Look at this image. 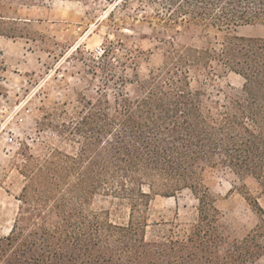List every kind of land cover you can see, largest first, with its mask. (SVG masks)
Masks as SVG:
<instances>
[{
	"label": "trees",
	"instance_id": "1",
	"mask_svg": "<svg viewBox=\"0 0 264 264\" xmlns=\"http://www.w3.org/2000/svg\"><path fill=\"white\" fill-rule=\"evenodd\" d=\"M40 1L0 0V37H18L13 5ZM165 3L169 21L183 26L264 25V0ZM5 72L0 61V97ZM231 73L244 80L241 90L210 105L208 84ZM78 96L74 113L64 103L38 122L50 133L39 153L27 145L19 153L25 186L12 230L0 237V264H252L264 258L258 198L247 195L259 223L239 238L221 223L204 181L208 171L229 168L264 194V39L226 35L219 48L172 45L132 93ZM186 190L198 201L191 223L149 224L156 197ZM98 198L110 199L113 209H95ZM123 210L128 221H115Z\"/></svg>",
	"mask_w": 264,
	"mask_h": 264
},
{
	"label": "rangeland",
	"instance_id": "2",
	"mask_svg": "<svg viewBox=\"0 0 264 264\" xmlns=\"http://www.w3.org/2000/svg\"><path fill=\"white\" fill-rule=\"evenodd\" d=\"M165 2L41 0L35 6L11 7L10 16L21 22L15 26L17 38L0 37V61L6 69V92L0 97V237L10 234L21 204L25 177L19 153L25 152V145L39 153L50 136L39 130L44 116L64 103L74 113L81 94L101 90L112 96L118 89L132 93L138 81L163 64L172 45L219 48L226 35L264 39V25L221 29L210 23L170 22ZM243 83L233 73L217 77L206 88L209 104H223ZM204 181L230 234L242 238L257 226L247 195L257 197L264 209V194L254 180L221 167L208 171ZM197 207L189 190L176 198L158 196L148 212L149 224H189ZM94 208L113 205L98 198ZM115 221H128V212L123 210ZM152 233L148 228V236ZM252 264H264V258Z\"/></svg>",
	"mask_w": 264,
	"mask_h": 264
}]
</instances>
